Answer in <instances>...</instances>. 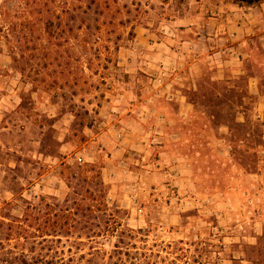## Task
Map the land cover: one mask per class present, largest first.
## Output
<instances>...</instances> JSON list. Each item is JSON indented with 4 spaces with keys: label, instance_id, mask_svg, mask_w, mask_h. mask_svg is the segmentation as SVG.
<instances>
[{
    "label": "rangeland",
    "instance_id": "374dc122",
    "mask_svg": "<svg viewBox=\"0 0 264 264\" xmlns=\"http://www.w3.org/2000/svg\"><path fill=\"white\" fill-rule=\"evenodd\" d=\"M180 1L0 0V264L36 255L41 198L88 188L87 204L104 194L148 246L208 242L211 264H264V104L240 117L213 85L201 99L213 118L173 120L165 135L143 113L145 75L127 70L143 60L135 28ZM128 126L129 153L116 137Z\"/></svg>",
    "mask_w": 264,
    "mask_h": 264
},
{
    "label": "crops",
    "instance_id": "0c3cea01",
    "mask_svg": "<svg viewBox=\"0 0 264 264\" xmlns=\"http://www.w3.org/2000/svg\"><path fill=\"white\" fill-rule=\"evenodd\" d=\"M179 10L158 26L135 28L133 51L143 60L130 62L127 70L145 75V116L158 119L165 135L173 133V120L212 119L202 98L213 85L235 96L229 102L239 104L240 117L246 116L249 101L264 104V0H181ZM120 99L127 101L126 94ZM135 107L131 104L127 113ZM127 129L116 137L125 138L120 144L126 143L129 153L135 141Z\"/></svg>",
    "mask_w": 264,
    "mask_h": 264
},
{
    "label": "trees",
    "instance_id": "16d2710c",
    "mask_svg": "<svg viewBox=\"0 0 264 264\" xmlns=\"http://www.w3.org/2000/svg\"><path fill=\"white\" fill-rule=\"evenodd\" d=\"M240 1L256 3L260 0ZM90 168L95 170L94 166ZM100 173L99 170L98 177ZM73 195L67 194L61 203L55 199H51L53 202L40 199L34 206L39 212L35 219L38 234L34 237L39 240L36 255L31 259L23 255L18 261L7 260V264H211L215 247L212 244H190L188 248H184L182 242L156 248L148 246L143 241L147 231L123 228L107 208L104 194L97 206L87 204L96 201L89 188ZM42 208L46 209L43 213ZM62 238H66V242L63 243ZM112 238L117 241L107 251L101 241L108 242Z\"/></svg>",
    "mask_w": 264,
    "mask_h": 264
},
{
    "label": "built area",
    "instance_id": "2783aa9c",
    "mask_svg": "<svg viewBox=\"0 0 264 264\" xmlns=\"http://www.w3.org/2000/svg\"><path fill=\"white\" fill-rule=\"evenodd\" d=\"M78 161H79V162H81V160H80V159H78Z\"/></svg>",
    "mask_w": 264,
    "mask_h": 264
}]
</instances>
